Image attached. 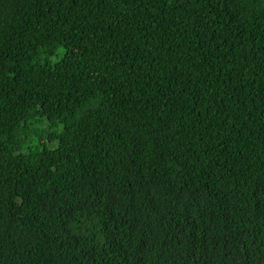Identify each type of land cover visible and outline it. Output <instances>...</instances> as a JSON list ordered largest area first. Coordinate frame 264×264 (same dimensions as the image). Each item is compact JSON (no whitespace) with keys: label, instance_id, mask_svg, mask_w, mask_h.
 <instances>
[{"label":"trees","instance_id":"trees-1","mask_svg":"<svg viewBox=\"0 0 264 264\" xmlns=\"http://www.w3.org/2000/svg\"><path fill=\"white\" fill-rule=\"evenodd\" d=\"M0 264H264V0H0Z\"/></svg>","mask_w":264,"mask_h":264}]
</instances>
